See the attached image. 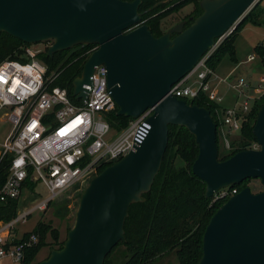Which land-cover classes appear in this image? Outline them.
<instances>
[{
    "label": "water",
    "instance_id": "95a60500",
    "mask_svg": "<svg viewBox=\"0 0 264 264\" xmlns=\"http://www.w3.org/2000/svg\"><path fill=\"white\" fill-rule=\"evenodd\" d=\"M260 1L201 0L203 12L189 27L184 21L156 37L142 23V0H0V35L29 45L53 40L50 57L77 46H97L73 83L74 96L86 100L89 90L84 87L103 64L118 116L136 120L154 108L147 139L90 180L63 248L39 264H105L126 239L130 206L145 202L143 195L154 185L168 150L170 125L195 137L199 156L192 172L206 183L208 198L246 180L259 179L263 186L258 193L243 188L219 208L206 227L199 264H264V105L253 127L260 149L221 161L210 111L170 94Z\"/></svg>",
    "mask_w": 264,
    "mask_h": 264
},
{
    "label": "built area",
    "instance_id": "2783aa9c",
    "mask_svg": "<svg viewBox=\"0 0 264 264\" xmlns=\"http://www.w3.org/2000/svg\"><path fill=\"white\" fill-rule=\"evenodd\" d=\"M233 31L220 38L196 69L173 86L170 94L185 101L209 92L211 79L217 77L206 61ZM52 44H40L44 46L41 50L27 48L25 62L8 59L0 64V111L8 109L5 116L11 124L7 138L0 143V205L20 201L15 219L8 223L0 221V264L8 259L13 264H22L27 249L39 243V235L32 231L26 232L28 236L24 233L22 237H15L12 234L15 224L26 221L35 211L47 210L61 195L88 187L104 165H112L136 152L151 130L149 120L154 108L132 120L115 136L111 135L114 132L104 114L117 106L108 84V69L103 64L96 67L92 83L84 87L89 90L86 100L73 94L71 97L66 89L54 86L58 75H48L47 67L38 58ZM261 45L264 47V42ZM254 59V55L249 58ZM219 81L230 84L226 79ZM232 88L239 89L246 102L239 108L224 109L220 117V139L227 151L232 150V140L242 131L241 120L245 122L251 112L250 102L264 99V66L258 86L239 79ZM207 96L213 102L222 101L218 91ZM252 149L260 146L254 143L249 150ZM27 183L35 185L34 191ZM39 185L45 186L49 196L30 207L33 201L23 199V190L28 188L36 200ZM239 192L237 187L221 189L214 194L212 204L228 201Z\"/></svg>",
    "mask_w": 264,
    "mask_h": 264
},
{
    "label": "trees",
    "instance_id": "16d2710c",
    "mask_svg": "<svg viewBox=\"0 0 264 264\" xmlns=\"http://www.w3.org/2000/svg\"><path fill=\"white\" fill-rule=\"evenodd\" d=\"M132 2L133 0H123ZM140 16L142 23L148 25L149 30L156 37H161L165 33L161 30V21L166 17L180 11L183 7L194 4L196 7L194 19L188 21L189 27L195 19L202 14L200 6L201 0H142ZM261 0L250 10L247 16L240 22L232 35L225 39L216 51L209 57L206 64L217 70L222 59L229 55L232 62H237L235 41L239 31L248 22L260 25L263 15L255 17L254 12L258 10ZM264 14V12H263ZM52 43L45 41L43 44ZM40 45V44H39ZM22 40H18L6 33L0 35V64L5 60H15L25 62V50L33 47ZM96 45L77 46L67 52L56 53L50 57L46 48L38 58L48 69V75L56 73L58 76L53 85L66 89L72 97L74 91V81L80 78L84 71V66L89 57L94 53ZM256 51L262 64H264V47L259 45ZM190 105L205 107L212 114L214 122L217 124L219 160L225 161L235 155V153L249 150L257 139L253 132L258 111L264 105V99L255 101L247 120L243 122L241 133L232 140L231 151H223L221 147L220 130L221 116L224 109L219 103L213 102L205 92H201L197 99H186ZM118 107L113 111L104 114L113 132L118 133L126 128L131 118L118 116ZM168 150L162 161V167L154 179V185L149 193L144 194L145 202H138L129 208V217L124 226L125 241L117 244L107 256L105 264H114L112 256L120 248H126L127 259L123 264H156L161 257L175 251L178 264H199L203 256V237L206 227L211 218L219 208L227 202L222 200L212 204L213 199L208 198L206 193V183L197 178L193 172V163L199 156V147L195 137L186 128L170 125L169 127ZM181 159L184 167H178L176 161ZM111 164H106L99 171H105ZM253 180V179H252ZM252 180H246L240 185H236L240 191L249 187ZM32 191L34 184L27 183ZM55 202L49 205V208ZM20 201H10L0 205V221L8 223L16 217ZM40 237L37 246L27 249L25 259L22 264H37L36 258L41 252V248L50 245L48 237L57 244L59 235L56 231H51V226L45 222H40L36 229L32 231ZM26 236L29 233H25ZM65 242L59 243L58 250H61Z\"/></svg>",
    "mask_w": 264,
    "mask_h": 264
},
{
    "label": "rangeland",
    "instance_id": "374dc122",
    "mask_svg": "<svg viewBox=\"0 0 264 264\" xmlns=\"http://www.w3.org/2000/svg\"><path fill=\"white\" fill-rule=\"evenodd\" d=\"M196 7L194 4H189L185 7H183L180 11L173 13L172 15L166 17V19H163L161 21V30L166 33V31L170 30L174 26L186 22V25L188 24V21L191 19H194V13H195ZM250 12V11H249ZM264 1L260 3V6L258 10L254 12L255 17L258 15H263V18L261 20L260 25L253 24L252 22H248V24L243 27L239 32L240 39L235 43L236 48V57L237 60L241 61V64H243L240 67V70L237 71V73L233 76V79H231L229 82L231 83H225L221 82L219 84L218 79L212 80L211 82V88L209 92H207V95H210L212 91L215 89L218 91V97L222 98V101L219 102L221 107L223 105H233L237 106L238 108L240 105L244 102H246V97L240 94L237 88H232V86L235 84H238L239 79H243L246 81L247 84H250L251 82L254 85H259L261 82L260 80L263 77V68L259 67L258 61L260 59L258 52L256 51V47L261 45L264 42ZM253 46V47H252ZM44 46L36 44L32 47V50L36 49H43ZM239 53V56H238ZM249 54H256V57L258 58L255 62H247V58ZM237 62H232L229 55H226L222 61L219 64V68L216 70L217 75L220 79H223L227 76L229 71L233 70V64H236ZM227 66H229L227 68ZM242 71V72H240ZM261 71V73H260ZM248 73V74H247ZM255 74H257L258 78L253 80V77ZM256 76V77H257ZM245 94L248 95L249 91L248 89H245ZM255 104V101L250 102V107L252 108ZM234 108V107H233ZM8 111V109H5L4 111H0V141H4L7 137L8 133L11 130V124L8 121L7 117L5 116V113ZM243 124V121L241 120V125ZM115 136V132L111 134ZM222 150L225 151V148L221 144ZM176 164L178 167H184L185 164L181 159H178L176 161ZM252 193H258L263 191V186L261 183V180L259 179H253L250 183V186ZM87 189V187L77 190L74 189L72 191H69L60 197L56 199L54 205L50 208H48L45 211H35L32 213L29 218L24 222H19L15 224L14 229L12 231V234H14L15 237H22L24 233L31 232L40 222H45L46 224L51 226V231H56L59 235L58 243L55 244L53 239L48 237L47 241L50 245L45 246L41 248V252L38 254L36 258V263L39 264L42 260L47 259L53 250H57L59 247V243L65 242L68 237V232L73 229V226L76 222V213L80 206V198L81 195L84 193V191ZM31 191L28 188H25L23 190V199H32L33 203L31 206H35L38 203H40L41 200L46 199L49 194L45 188L44 185H39V187L36 189V195L35 197L39 199H34L30 195ZM25 204V201H23L22 205ZM127 259L126 255V248L120 247L112 256V260L114 264H123V262ZM4 264H13L11 261L5 260Z\"/></svg>",
    "mask_w": 264,
    "mask_h": 264
},
{
    "label": "crops",
    "instance_id": "0c3cea01",
    "mask_svg": "<svg viewBox=\"0 0 264 264\" xmlns=\"http://www.w3.org/2000/svg\"><path fill=\"white\" fill-rule=\"evenodd\" d=\"M240 39V35H238V38H237V40H236V42L238 41ZM235 42V43H236ZM253 47V46H252ZM252 55H254L255 56V59L254 60H252V61H250L249 60V58H250V56H252ZM238 56H239V53H238ZM258 60V58L256 57V54H249V56H248V58H247V62L249 63V62H255V61H257ZM258 64H259V67H261V68H263V66H264V64H262V60L261 59H259V61H258ZM243 64H241V61H239V60H237V63L236 64H233V70H231V71H229V73L227 74V76L225 77V78H223V79H226L227 81H230L231 79H233V76L237 73V71L238 70H240V67L242 66ZM220 67V66H219ZM218 67V68H219ZM229 66H227V68H228ZM217 68V69H218ZM216 72V77L217 78H213V79H211V81L212 80H217L218 79V81L220 80V78L218 77V75H217V71H215ZM240 72H242V71H240ZM263 72V71H262ZM260 73H261V71H260ZM248 74V73H247ZM257 76V74H255L254 76H252L253 77V80L255 79H257L258 78V76ZM223 79H221V80H223ZM261 81V80H260ZM225 83H227V82H225ZM230 83V82H229ZM219 84H221V81H219ZM231 84V83H230ZM252 86H258V85H254V84H256V83H250ZM215 91L217 92V90L215 89ZM238 104H239V102L236 104L237 106H238ZM234 105V104H233ZM233 105H223L222 106V108L223 109H226V108H232V109H234L235 107H237V106H233ZM234 107V108H233ZM7 138V137H6ZM5 138V139H6ZM5 141V140H4ZM4 141H0V143H3ZM156 264H178L177 263V256H176V253H175V251H172V253H169V254H166V255H164L163 257H161L158 261H156Z\"/></svg>",
    "mask_w": 264,
    "mask_h": 264
},
{
    "label": "flooded vegetation",
    "instance_id": "af4514ba",
    "mask_svg": "<svg viewBox=\"0 0 264 264\" xmlns=\"http://www.w3.org/2000/svg\"><path fill=\"white\" fill-rule=\"evenodd\" d=\"M186 26V25H185Z\"/></svg>",
    "mask_w": 264,
    "mask_h": 264
}]
</instances>
